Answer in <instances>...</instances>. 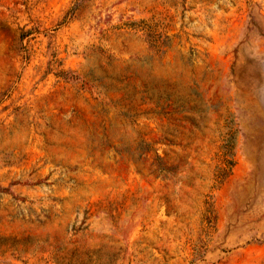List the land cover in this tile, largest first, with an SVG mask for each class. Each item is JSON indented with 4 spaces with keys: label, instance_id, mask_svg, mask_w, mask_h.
<instances>
[{
    "label": "rangeland",
    "instance_id": "1",
    "mask_svg": "<svg viewBox=\"0 0 264 264\" xmlns=\"http://www.w3.org/2000/svg\"><path fill=\"white\" fill-rule=\"evenodd\" d=\"M0 264H264V0H0Z\"/></svg>",
    "mask_w": 264,
    "mask_h": 264
},
{
    "label": "trees",
    "instance_id": "2",
    "mask_svg": "<svg viewBox=\"0 0 264 264\" xmlns=\"http://www.w3.org/2000/svg\"><path fill=\"white\" fill-rule=\"evenodd\" d=\"M225 155V157H224V159H223V164H227V165H232L233 164V162L232 161H229L228 159H227V154H224ZM225 170H222V173H221V175L223 176V175H225Z\"/></svg>",
    "mask_w": 264,
    "mask_h": 264
}]
</instances>
